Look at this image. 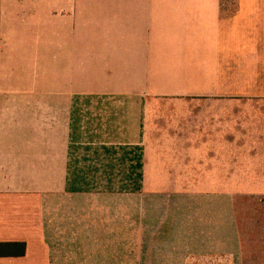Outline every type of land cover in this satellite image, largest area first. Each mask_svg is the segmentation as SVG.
<instances>
[{
	"label": "crops",
	"instance_id": "1",
	"mask_svg": "<svg viewBox=\"0 0 264 264\" xmlns=\"http://www.w3.org/2000/svg\"><path fill=\"white\" fill-rule=\"evenodd\" d=\"M16 1L0 0V243L26 248L0 264L255 262L240 194L264 192V0H39L19 46Z\"/></svg>",
	"mask_w": 264,
	"mask_h": 264
},
{
	"label": "rangeland",
	"instance_id": "2",
	"mask_svg": "<svg viewBox=\"0 0 264 264\" xmlns=\"http://www.w3.org/2000/svg\"><path fill=\"white\" fill-rule=\"evenodd\" d=\"M2 2V1H1ZM17 6L18 5H24V4H31L32 9H29L25 12L27 15L25 18H31L30 22L28 25H32L31 32L30 30H26L19 26V23L17 22L16 24V42L17 46H19V43H23L24 41H34L37 40L39 37V30H38V25H39V14L38 11L33 7L35 4L39 3V0H17L16 1ZM38 8V7H37ZM21 11H25V9L22 8ZM17 16H22V19L24 18V15H21L17 13ZM18 21V17H17ZM28 27V26H27ZM24 44V43H23ZM17 51H21L17 49ZM24 50H22L23 52ZM26 51H30L27 49ZM20 55L19 53L17 56ZM24 67V66H22ZM29 69L26 70L27 72L31 71L32 73H35V71L30 70V67L28 66ZM37 71H38V65ZM37 83V82H36ZM166 178H159L158 182L160 185H166L165 182ZM250 182L248 181L247 178H241V184H249ZM259 188H264V179L260 180ZM243 186L241 185V188ZM248 188H250L248 186ZM240 202H241V214L245 219V226L243 227V234L242 238L243 240L245 239L246 241L244 242V248L242 252L246 255H254L252 256L253 260L255 262L250 264H264V225L263 221H261V218L264 217V192H259V193H241L240 194ZM134 203V202H133ZM125 208V206H123ZM129 208V207H128ZM114 211V209L112 210ZM125 212V211H124ZM116 214H121L119 209L118 213ZM116 214H112V216H116ZM124 215L130 216L133 215L130 212H125ZM117 227L120 229L121 227L117 225ZM133 228L135 226H132ZM242 228V227H241ZM134 232V231H132ZM129 238V237H128ZM127 247L128 248H134L135 247V240H127L126 241ZM248 264V262H245Z\"/></svg>",
	"mask_w": 264,
	"mask_h": 264
},
{
	"label": "trees",
	"instance_id": "3",
	"mask_svg": "<svg viewBox=\"0 0 264 264\" xmlns=\"http://www.w3.org/2000/svg\"><path fill=\"white\" fill-rule=\"evenodd\" d=\"M25 248V243H0V256H22L25 253Z\"/></svg>",
	"mask_w": 264,
	"mask_h": 264
}]
</instances>
